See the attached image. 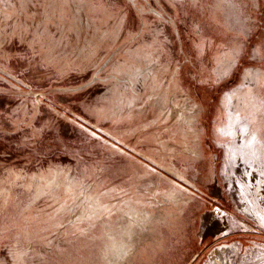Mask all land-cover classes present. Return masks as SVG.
<instances>
[{
	"label": "rangeland",
	"instance_id": "1",
	"mask_svg": "<svg viewBox=\"0 0 264 264\" xmlns=\"http://www.w3.org/2000/svg\"><path fill=\"white\" fill-rule=\"evenodd\" d=\"M195 254L264 264V0H0V264Z\"/></svg>",
	"mask_w": 264,
	"mask_h": 264
},
{
	"label": "crops",
	"instance_id": "2",
	"mask_svg": "<svg viewBox=\"0 0 264 264\" xmlns=\"http://www.w3.org/2000/svg\"><path fill=\"white\" fill-rule=\"evenodd\" d=\"M127 232L128 233L126 234V239H124L125 246L128 247V248H132V249H133V246H135V250H138L139 247L135 244V240H134L135 235H137L136 234V231L130 230V231H127ZM137 239H136V241H137ZM196 258H197V254H195L194 256H192L189 259V261L185 262L184 264H192V262L195 261Z\"/></svg>",
	"mask_w": 264,
	"mask_h": 264
}]
</instances>
